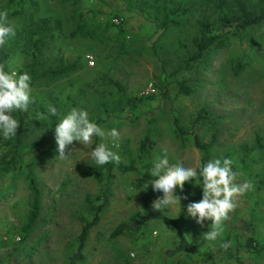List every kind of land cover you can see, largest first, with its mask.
I'll use <instances>...</instances> for the list:
<instances>
[{
  "label": "rangeland",
  "instance_id": "374dc122",
  "mask_svg": "<svg viewBox=\"0 0 264 264\" xmlns=\"http://www.w3.org/2000/svg\"><path fill=\"white\" fill-rule=\"evenodd\" d=\"M165 1L169 0H82L74 5L29 0L24 10L19 9L23 13L15 14L16 6L0 0V11L7 10L18 35L19 46L9 60L18 54L23 58L22 65L13 66L15 70L26 71L30 64V31L43 20L53 28L40 56L43 68H55L62 58L81 65L73 73L33 87L34 103L27 112L21 111L25 135L19 153L27 156L21 169L5 172L0 167V264H70L84 223L94 218L87 199L101 194L108 177L105 165H97L90 156L102 142L131 170H114L108 205L91 230L85 261L77 264H264V252L252 253L247 247L250 238L264 246V23L241 35L229 34L224 48L211 49L190 71L179 70L196 51L193 40L202 23L217 21L215 1L191 0L194 8L188 22L164 30L159 10ZM80 16L86 36L73 35ZM119 28L126 33L119 34ZM238 59L247 64L236 76ZM182 84L189 94L181 91ZM49 103L61 114L55 121L47 112ZM73 107L85 110L90 121L106 132L115 128L119 139L94 136L88 145L74 141L66 150L67 159L60 158L55 127ZM202 110L205 117L196 122ZM38 112L48 118L36 120ZM176 120L202 143L214 140L210 160L232 159L233 171L241 173L236 182L250 181L252 190L236 199L237 206L216 241L202 238L211 221L203 227L197 224L187 215L190 202L183 200L181 207L176 204L162 211L172 222L151 220L139 233L112 237L120 224L147 214L144 202L152 206L163 197L150 183L158 156L197 169V179L175 192L203 195L199 172L206 162L194 136L178 134ZM147 136L154 146L144 153L141 145ZM12 140L0 133V157L13 155ZM28 173L41 192L40 215L29 235L33 195ZM178 230L198 253L170 254L179 243ZM224 242H230L226 250L220 247Z\"/></svg>",
  "mask_w": 264,
  "mask_h": 264
},
{
  "label": "trees",
  "instance_id": "16d2710c",
  "mask_svg": "<svg viewBox=\"0 0 264 264\" xmlns=\"http://www.w3.org/2000/svg\"><path fill=\"white\" fill-rule=\"evenodd\" d=\"M65 2H71L74 5L79 4L82 0H64ZM191 0H180L178 3L169 0L165 1L162 6V9L159 10L162 18L160 20V27L164 30H168L172 27H181L185 25L188 21L186 17L193 12L194 4L190 3ZM214 10L217 15V21L211 22L205 20L201 27L199 34L194 38L193 43L195 46V53L190 55L188 58L184 59L183 63L180 64L179 70H192L196 62L202 60L207 52L211 49H222L225 47L227 41L229 40V34L241 35L246 30L259 26L264 23V0H214ZM29 0H9V3L16 6L15 14L23 13L20 10H24ZM86 23L83 22V17L80 16L79 22L77 23L75 30L73 32L74 36L81 35L86 36ZM107 26V31L111 27ZM53 28L50 21L43 20L35 28L31 29L29 35V56L30 64L28 65L26 72L31 77V88L37 86L44 80L60 78L69 73L75 72L79 67V61L76 63H66L65 59H60L57 66L53 69H45L40 61V56L42 51L45 49L47 44V39L50 37ZM119 34H125L123 28L118 29ZM18 35L11 36L8 38L7 43L0 48V63L9 61L12 51L19 46L17 41ZM16 39V40H15ZM14 41V42H13ZM15 45V46H14ZM246 64L243 60L238 59L234 64V72L236 76L242 74L246 68ZM9 70L6 67V71ZM25 71H21L23 73ZM113 84L118 86L122 90L120 83L113 81ZM123 91V90H122ZM181 91L183 93L189 94L190 90L185 86L181 85ZM133 99L129 100L130 104L133 103ZM58 110V107L55 106ZM205 111L202 110L196 122L199 119L204 118ZM14 118L19 121V129L17 130L16 136L13 137V140L10 142L12 146L13 155L3 154L0 157V167L5 172L15 171L22 168L23 158L27 155H21L19 151H23L24 147V135H25V121L24 116L21 111H15L13 113ZM58 116H52L54 121ZM178 121L176 120V131L180 136L184 134H192L194 136L195 147L201 151L203 154V161L207 162L211 159V148L214 144L212 140L209 144L202 143L199 136L191 131H184L179 127ZM259 139V137H258ZM154 146L153 141L150 136H147L142 142L141 150L144 153H147L148 150ZM104 170H107L108 177L104 182V187H102L101 194L98 195L95 199H87L89 208L94 214V218L90 222H85L82 228L81 234L78 238V248L76 253L71 257L70 264L82 263L86 259L84 252L86 243L88 241L91 230L100 223L101 214L108 205L109 196L111 194V184L115 178L114 170H119L121 172H129L131 167L125 166L122 163L110 162L105 164L103 167ZM97 177H100V181L103 182L105 179L102 178L101 174ZM29 182V189L33 195L32 207L30 211V216L27 224V235L35 228L41 208V192L37 185V182L33 178L31 173L27 175ZM176 195L181 197L183 201L186 202H198L202 199V196H188L181 191H176ZM187 197V199H183ZM143 209L147 211V214L141 216L138 220H131L129 223L120 224L114 231L112 237H118L126 233H139L142 231L144 226L151 220H165L170 221L165 214L159 211H154L152 206L148 202H144ZM174 223V222H173ZM179 231V230H178ZM247 247L252 253H261L264 252V246L260 245L254 238H250L247 242ZM186 252V253H198L197 250L192 246V244L187 241L185 236L181 231H179V243L177 244L174 251L170 254L175 255L177 253Z\"/></svg>",
  "mask_w": 264,
  "mask_h": 264
},
{
  "label": "clouds",
  "instance_id": "9594fccd",
  "mask_svg": "<svg viewBox=\"0 0 264 264\" xmlns=\"http://www.w3.org/2000/svg\"><path fill=\"white\" fill-rule=\"evenodd\" d=\"M15 36V26L8 20L7 10L0 11V48L9 37ZM23 58L19 54L9 61L0 63V133L5 139L16 136L19 129V121L14 118L15 111L27 112L29 106L34 103L32 98L31 77L25 71L18 72L13 67L20 66ZM6 67L9 69L6 71ZM47 112L51 116L61 115L51 103L47 104ZM48 116L38 112L36 120L47 119ZM94 136L100 138L111 137L119 139V132L113 128L106 132L95 122L90 121L85 110L71 108L67 114L61 116L60 122L55 127V143L59 157L67 159L65 153L68 146L74 141L83 145L92 143ZM92 160L100 166L110 162L119 164L121 157L110 150L105 143H99L91 150ZM233 160L230 158H217L207 161L199 172L202 177V199L198 202L187 204V215L203 227L205 221H211L210 229L202 234L206 241H216L224 231V222L229 219V213L236 208V199L252 190L250 181L237 183L240 172L233 171ZM155 179L152 184L153 191L162 192L163 197L153 201L154 211L162 212L172 205L179 204L181 197L176 195L175 189L179 186L183 191L185 182L197 179V169L185 167L181 162L170 164L167 155L157 157L154 167L150 172ZM148 184L143 187L146 189ZM187 199V197H183ZM174 233V232H173ZM230 242L221 243L220 247L227 249Z\"/></svg>",
  "mask_w": 264,
  "mask_h": 264
}]
</instances>
